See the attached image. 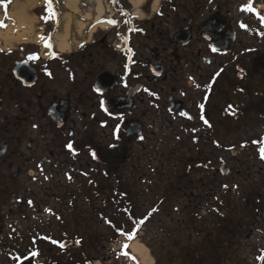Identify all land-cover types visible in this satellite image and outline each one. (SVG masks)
I'll list each match as a JSON object with an SVG mask.
<instances>
[{
  "label": "flooded vegetation",
  "instance_id": "obj_1",
  "mask_svg": "<svg viewBox=\"0 0 264 264\" xmlns=\"http://www.w3.org/2000/svg\"><path fill=\"white\" fill-rule=\"evenodd\" d=\"M248 1L262 14L253 28L246 14L236 22L229 11L206 16L220 13L224 34L233 31L218 50L202 36L206 18L198 22L196 0H163L145 21L97 24L91 38L64 51L53 43L46 50L0 44V264H102L98 254L103 264H117L99 246L97 225L116 220L118 203L95 207L87 198L81 209L79 198L101 189L88 175L113 177L119 166L134 165L136 148L168 138L164 131L196 146L197 138H214L208 133L216 125L229 127L249 110L264 113L256 87L264 86V56H252L249 70L242 55L233 77L225 70L199 75L231 52L238 30L264 37V7ZM198 75L207 80L194 100L183 85Z\"/></svg>",
  "mask_w": 264,
  "mask_h": 264
},
{
  "label": "rangeland",
  "instance_id": "obj_2",
  "mask_svg": "<svg viewBox=\"0 0 264 264\" xmlns=\"http://www.w3.org/2000/svg\"><path fill=\"white\" fill-rule=\"evenodd\" d=\"M64 1L54 0L58 18H60ZM172 1H181L183 4L188 0ZM196 1L199 23L209 13L218 9L222 12L229 11L235 22L246 14L247 27H255L253 23L255 24L256 21L253 22V16L256 17V15L251 12L247 14V9L244 7L251 4L248 0ZM253 1L264 7V0L251 2ZM120 2L126 11L129 9V18L132 16V19H128L129 21L147 20L162 3L159 0L156 8L153 9L154 0H144L138 7L133 6L129 0H120ZM105 4L111 14H116L109 0H105ZM23 5L26 6V13L33 20L32 34L30 36L26 34L29 39L23 41H17L15 37L7 40L0 39V44L4 48H12L23 47L26 43L28 46L36 47L37 45L46 50L49 44H55L54 36L61 27V21L57 25L51 21L44 0H12L9 11L13 8L18 10ZM188 5L191 4L188 3ZM79 9L83 15L91 12L88 6L81 4ZM119 21H121L120 18ZM9 23L14 24L15 21L10 17L9 12L7 16H3L0 7V32L6 31ZM96 25L89 30L82 41L91 38ZM52 29L54 34L51 39H48ZM238 31L239 36L231 52L223 57H215L212 66H203L199 75H209L213 71L225 70L233 77L236 75L233 66L242 55L247 60L245 64L249 70L252 56L258 54L264 56V37L257 39L252 31ZM199 75L198 79L197 77L192 79L194 83L189 81L183 85L186 94L192 96L194 100L202 99V91L200 92L198 86L206 83L207 80V76L202 78ZM256 87L257 90L264 91L263 85L258 84ZM261 92L257 96L249 92V95L260 99ZM218 95V93L211 95L214 97V105L220 102L216 100ZM262 98L264 99V92H262ZM262 107L264 108V104ZM249 111L250 113L243 120L241 118L242 122L233 120L229 127L221 125L222 123L216 125L213 133H208L209 137L212 135L214 138H197L196 146L192 145L188 138H175L171 136L172 132L164 131L168 138H161V140L150 138L145 142L146 148H136L138 152L136 154L141 157V160L134 165L120 164L117 175L114 174L116 179L113 178L114 176L104 174L88 175V178H92L101 185L100 193L93 190L91 193L87 192V196L82 198L71 197L80 199L78 205L81 209L87 198L95 201H91V206H103L105 199H108L112 205L113 192L110 187L113 186L118 192L113 197L117 203L120 199L123 202L130 200L132 212L134 211V214L142 221L133 241H138L147 247L153 264H199L201 236H206L205 228L212 231L213 226L218 223V218L213 213L216 212H214V205L219 204V208L222 209L220 214H230L231 221L228 226L226 225L227 227L222 223L221 230L232 233L228 236L222 235L221 242L217 243L222 263L259 264V258L262 256L260 251L264 248V159L261 158V149H264V117H262L264 113L261 110ZM201 135L204 136V133ZM215 141L218 144L214 146ZM149 145L151 147H148ZM223 146L229 150H224ZM221 163L229 168L226 175L219 172ZM120 185L126 190L125 196L119 199ZM110 194L112 197H108ZM110 209L113 214L115 209ZM115 216L116 220L112 222L122 219L118 214ZM97 226L103 236L99 238L102 242L99 246L104 248V253L107 247L109 252H113V255L118 258L117 264L133 263L131 257H125L123 253L124 245L127 244L128 247L129 244L125 235H119L115 241H112L108 237L111 234L113 236L114 233L109 226L101 221ZM132 232L133 228L129 230V234ZM212 233V239L217 240L218 232ZM109 241L115 244L112 242L109 244ZM104 253L103 255L106 256ZM98 257L103 264L101 255L98 254Z\"/></svg>",
  "mask_w": 264,
  "mask_h": 264
},
{
  "label": "bare ground",
  "instance_id": "obj_3",
  "mask_svg": "<svg viewBox=\"0 0 264 264\" xmlns=\"http://www.w3.org/2000/svg\"><path fill=\"white\" fill-rule=\"evenodd\" d=\"M129 1L133 6L138 7L144 0ZM158 2L159 0H154L153 9L156 8ZM80 4L88 6L91 12L85 15L81 14ZM8 12L15 23H9L8 29L0 32V39L7 40L15 37L17 41L28 40L29 37H26V34L29 36L32 34L33 20L26 13V6H20L18 10L10 9ZM111 16L108 14L105 0H65L60 13L61 27L54 36V43L62 51L68 50L71 46L76 47L86 37L85 32L93 29L94 25L99 24L103 28L110 26ZM129 251L141 264H153L149 250L142 243L131 242Z\"/></svg>",
  "mask_w": 264,
  "mask_h": 264
},
{
  "label": "trees",
  "instance_id": "obj_4",
  "mask_svg": "<svg viewBox=\"0 0 264 264\" xmlns=\"http://www.w3.org/2000/svg\"><path fill=\"white\" fill-rule=\"evenodd\" d=\"M11 3V0H0V5L2 6L3 12H4V16L6 15V11L9 7ZM46 5V4H45ZM112 5L113 8L117 11H120L121 13H123L125 15V17H127V13L125 14L124 11L120 10V5L118 4V2H116V0H112ZM51 7L54 10V15L49 13L51 16V21L57 25V23L59 22V18H58V14L56 11V6L54 5V1L51 0ZM47 8V5H46ZM54 30H50V36L49 39H51V35L53 34ZM214 146L218 144L217 141L213 142ZM119 196L118 198H122L123 196H125V188L122 187V185L119 186ZM127 192V191H126ZM118 193V192H117ZM112 197V196H111ZM113 198V197H112ZM219 204H215L214 205V212L213 213L217 218H218V223L216 225L213 226L212 231L210 229H204V232H206V236L202 235L201 236V240H200V245H201V249L199 251V256H200V260H198V263H202V264H223L222 260H221V254L220 252L218 253V248L217 247V243L221 242L222 239V235L228 236L229 234H232L230 232H223L221 230V224L223 223L224 226H228V223H230L231 221L229 220V215L230 214H220L221 210L218 206ZM130 207V200H124V202L122 201V199L118 200V216L122 219H119L118 222H109V228L112 230H114V237L112 240H116L117 237L119 235H125L129 241H132L133 239H135L136 237V232L134 231L133 233L129 234V229L131 227H135L136 229H138L142 223V221L140 220V218H138L137 215L134 214V211L131 213L128 212V208ZM232 214V213H231ZM220 224V226H219ZM226 226V227H227ZM223 229V228H222ZM212 232L217 233L218 232V236H217V240L212 239ZM217 235V234H216ZM209 239V240H207ZM217 241V242H216ZM208 243V247H206V244ZM263 251V250H262ZM261 251V253H262ZM197 252V251H195ZM262 258L264 259V253ZM262 259V260H263ZM261 264V263H260Z\"/></svg>",
  "mask_w": 264,
  "mask_h": 264
},
{
  "label": "water",
  "instance_id": "obj_5",
  "mask_svg": "<svg viewBox=\"0 0 264 264\" xmlns=\"http://www.w3.org/2000/svg\"><path fill=\"white\" fill-rule=\"evenodd\" d=\"M220 13H215L211 16H209L202 24V35L204 38L210 41L212 47L214 49H221L223 48L222 44L223 41L227 42L228 38H233L234 34L233 31L230 32L228 35L224 34L227 33L224 29V21L220 17ZM183 35L182 32L177 33L174 35V39H177V41L181 38ZM225 46V45H224ZM220 172L222 175H226L228 173V168L222 164L220 166Z\"/></svg>",
  "mask_w": 264,
  "mask_h": 264
},
{
  "label": "snow or ice",
  "instance_id": "obj_6",
  "mask_svg": "<svg viewBox=\"0 0 264 264\" xmlns=\"http://www.w3.org/2000/svg\"><path fill=\"white\" fill-rule=\"evenodd\" d=\"M45 4L47 5V11H49V13L54 15L55 13H54V10L51 7V0H45ZM244 7L247 10H249V11L253 10L250 5H246ZM109 23H115V21L114 20H110ZM30 58H35V57L33 56V57H30ZM261 158L264 159V149H261Z\"/></svg>",
  "mask_w": 264,
  "mask_h": 264
}]
</instances>
